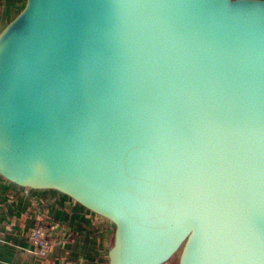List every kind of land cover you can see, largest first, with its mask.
<instances>
[{
    "label": "water",
    "instance_id": "water-1",
    "mask_svg": "<svg viewBox=\"0 0 264 264\" xmlns=\"http://www.w3.org/2000/svg\"><path fill=\"white\" fill-rule=\"evenodd\" d=\"M0 177L106 220L108 264H264V0H25Z\"/></svg>",
    "mask_w": 264,
    "mask_h": 264
},
{
    "label": "crops",
    "instance_id": "crops-1",
    "mask_svg": "<svg viewBox=\"0 0 264 264\" xmlns=\"http://www.w3.org/2000/svg\"><path fill=\"white\" fill-rule=\"evenodd\" d=\"M52 227L45 258L34 253L31 229ZM111 225L55 191L16 187L0 177V264H108Z\"/></svg>",
    "mask_w": 264,
    "mask_h": 264
},
{
    "label": "built area",
    "instance_id": "built-area-1",
    "mask_svg": "<svg viewBox=\"0 0 264 264\" xmlns=\"http://www.w3.org/2000/svg\"><path fill=\"white\" fill-rule=\"evenodd\" d=\"M51 229L52 227H38L31 229L29 233L30 242L34 247V253L41 258H45L51 249V240L49 237V232H51ZM62 264H75V262L65 260Z\"/></svg>",
    "mask_w": 264,
    "mask_h": 264
},
{
    "label": "rangeland",
    "instance_id": "rangeland-1",
    "mask_svg": "<svg viewBox=\"0 0 264 264\" xmlns=\"http://www.w3.org/2000/svg\"><path fill=\"white\" fill-rule=\"evenodd\" d=\"M25 0H0V31L22 9ZM176 254L167 264H177Z\"/></svg>",
    "mask_w": 264,
    "mask_h": 264
}]
</instances>
